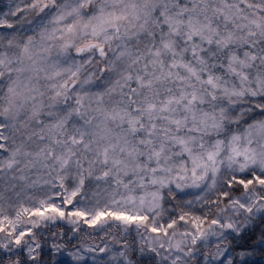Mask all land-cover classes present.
Returning <instances> with one entry per match:
<instances>
[{"label":"snow or ice","instance_id":"obj_1","mask_svg":"<svg viewBox=\"0 0 264 264\" xmlns=\"http://www.w3.org/2000/svg\"><path fill=\"white\" fill-rule=\"evenodd\" d=\"M0 264H264V0H3Z\"/></svg>","mask_w":264,"mask_h":264},{"label":"rangeland","instance_id":"obj_2","mask_svg":"<svg viewBox=\"0 0 264 264\" xmlns=\"http://www.w3.org/2000/svg\"><path fill=\"white\" fill-rule=\"evenodd\" d=\"M0 3H3V0H0Z\"/></svg>","mask_w":264,"mask_h":264},{"label":"trees","instance_id":"obj_3","mask_svg":"<svg viewBox=\"0 0 264 264\" xmlns=\"http://www.w3.org/2000/svg\"><path fill=\"white\" fill-rule=\"evenodd\" d=\"M61 227L63 226V225H60Z\"/></svg>","mask_w":264,"mask_h":264}]
</instances>
